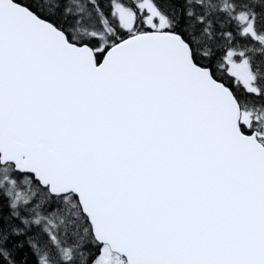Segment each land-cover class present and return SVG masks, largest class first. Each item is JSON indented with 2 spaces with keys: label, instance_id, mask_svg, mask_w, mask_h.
Listing matches in <instances>:
<instances>
[{
  "label": "snow or ice",
  "instance_id": "snow-or-ice-1",
  "mask_svg": "<svg viewBox=\"0 0 264 264\" xmlns=\"http://www.w3.org/2000/svg\"><path fill=\"white\" fill-rule=\"evenodd\" d=\"M0 264H264V0H0Z\"/></svg>",
  "mask_w": 264,
  "mask_h": 264
}]
</instances>
